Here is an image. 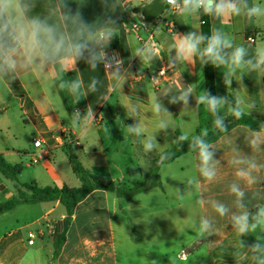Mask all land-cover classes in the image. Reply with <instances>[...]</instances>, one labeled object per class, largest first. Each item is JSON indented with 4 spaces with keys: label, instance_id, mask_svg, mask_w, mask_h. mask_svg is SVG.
I'll return each instance as SVG.
<instances>
[{
    "label": "crops",
    "instance_id": "crops-1",
    "mask_svg": "<svg viewBox=\"0 0 264 264\" xmlns=\"http://www.w3.org/2000/svg\"><path fill=\"white\" fill-rule=\"evenodd\" d=\"M153 1L37 0L35 11L53 22L65 24L68 32H72L75 25L72 19L62 21L61 18L65 15H79L93 28L103 25L109 17L115 19L118 47L112 46L113 39L106 51L108 54L118 55L124 76L123 86L120 87L102 64L94 70L85 59L67 74L60 73L57 69L46 70L43 74L35 70H19L20 77L15 81L0 79L1 128L10 133L13 117L21 119L29 128V144L26 149L16 152L14 149L4 150L0 147V155L8 163L16 165L17 161L7 159L21 155V152L27 156L39 154L41 150L34 147L33 141L41 140L43 148L50 154L43 160L45 162L41 167L44 175L40 179L50 180L51 185L36 181L35 184L39 188L68 186L57 168L58 162L62 160L67 162L68 172L76 184L75 187L82 184L71 167L70 151L78 156L93 175L97 174V156H105L111 151H134L133 140L140 141L142 136L134 137L127 129L122 130V121L130 125L139 122L150 130L161 119L159 116L151 119L132 118L130 109L141 104L152 107L153 101L158 100L167 109V103L170 104L173 97L177 93L180 94V89L193 86L195 91L192 94L195 99L181 106L198 111L199 116L202 113L201 122H204L207 110L203 105H197L196 96L206 90L205 69L198 60L194 64L175 63L168 73L167 81L163 82L160 88H155L149 80L150 76L166 65V61L160 58H165L168 65L175 57V51L169 54V48L177 34L201 32V15H170L167 24H161L156 33L161 45V54L150 63H145L134 55V49L142 46L137 35L128 28L135 23L152 20V23H156L161 19L162 14L154 19L146 17V10ZM254 2L264 5V0ZM132 13L136 15L133 16ZM210 21L211 32L216 27H223L236 44L249 48L250 56L257 46L264 45V19L250 23L240 16L233 17L226 25H221L220 21L210 16ZM168 24L173 26L172 32L169 31ZM161 39L164 41L161 42ZM250 39L255 42H250ZM223 75V69L215 68L216 95L226 96L231 100L239 93L246 101L254 103L255 108L250 115L264 122V69L246 73L242 82L234 77L231 88L225 87ZM61 78L64 82L82 81V92L87 90L93 78L99 83L96 92L80 95L77 101L68 91L70 85L63 89L60 87ZM135 84H139L140 90L148 95V103L128 96L126 88H133ZM88 107L95 113V123L87 131H84L85 125L82 121L79 126L74 127L73 113L78 110L83 116ZM219 114L224 119L229 116L226 108ZM202 124L192 126L194 135L206 130ZM100 129H106L107 132L102 135L91 133ZM154 129V133L158 134L155 137L156 142L160 145L162 130H157L156 127ZM184 130L180 129L181 134ZM252 134L248 127L238 125L210 142L213 144L211 150L215 153L214 158L219 161L216 166L217 177L212 182L200 177L197 153L190 151L159 167V171L162 166L167 167V183L159 172L161 186L146 190L126 200L124 204L115 193L94 191L77 204L66 231V240L56 256L55 243L65 228L67 213L64 210L60 220H53L51 216L55 209L63 206L59 201L40 202L39 204L50 205L51 208L44 215L47 220L45 226L37 230L35 244L28 243V233H25L28 226L17 222L0 233V264H150L153 260L158 261V264H170L169 257H179L183 250L188 252L187 260L177 259L175 264H255L251 259L252 253L241 246L240 240L242 239L245 245H251L257 241V237H264V232L257 229L244 237L236 234L230 223L232 212L237 211L236 198L229 188L232 183L240 185L245 192L243 203L250 212H255L258 206L264 205V170L256 173L259 183L248 187L236 176V170L241 166L231 163L232 158L239 153L242 156H254L258 164H264V146L255 152L249 146L248 138ZM174 136L177 139L176 131ZM111 167L107 165L105 170H110ZM21 175L22 173L19 178ZM0 178L6 201L18 196L20 189L16 183L5 178L1 172ZM189 180L194 183L189 184ZM177 188L183 193V199L176 195ZM201 199L205 203H199ZM213 200L224 203L230 209L229 214L225 217L217 216L211 206ZM147 201L149 205L145 204ZM32 204L22 203L15 208ZM201 217L210 219L215 228V234L204 239H198L192 228L194 223L198 224ZM261 242L264 243V240Z\"/></svg>",
    "mask_w": 264,
    "mask_h": 264
},
{
    "label": "clouds",
    "instance_id": "clouds-1",
    "mask_svg": "<svg viewBox=\"0 0 264 264\" xmlns=\"http://www.w3.org/2000/svg\"><path fill=\"white\" fill-rule=\"evenodd\" d=\"M162 4L170 6L176 14L184 16L198 17L201 14L212 16L220 21L221 25H226L233 17L243 16L250 23L264 19V5L249 0H161ZM37 0H0V79L11 81L17 80L19 70H35L43 74L46 70L57 69L60 73L76 68L81 60H85L92 69H96L102 64L113 78V81L123 86L124 76L122 62L117 54L109 55L106 51L112 40L117 36V21L111 17L107 18L103 25L93 28L87 25L82 18L77 15L70 17L65 15L62 21L72 19L74 29L72 32L66 31V25L53 22L50 18L42 16L35 11ZM135 7V6H134ZM135 16V13H132ZM175 51V57L170 60V64L175 63H195L199 61L201 66L212 65L214 68L223 69V83L225 87L231 88L233 78L242 82L243 76L248 72H258L264 69V45L257 46L254 53L249 55V48L243 44H236L225 32L223 27H216L210 35H205L197 31H189L184 34H177L170 45L169 54ZM134 55L143 62L150 63L157 58L159 53L152 47H136ZM99 82L93 78L86 91H81L82 81L64 82L61 78L60 87L66 86L71 95L79 99L80 95L88 92H96ZM115 86V84H114ZM195 91L193 86L180 89V95L173 97L170 103L182 101L188 104L189 96ZM197 105H203L212 117L214 129L222 133H227L228 128L224 117L219 113L226 108L227 114L242 119L245 115H250L255 108L254 103L246 101L239 93H236L234 100L230 101L226 96L212 95L210 91L203 90L196 96ZM152 111L154 115L161 117L157 122V130H166L169 121L164 119L170 116L166 108L158 101H153ZM130 115L136 114V109L129 111ZM74 127L79 126L82 121L87 131L95 121L96 116L91 107H88L81 116L77 110L73 113ZM127 132L134 137L143 136L142 151L146 155L158 148L154 134H147L141 123L128 125ZM253 134L248 138V143L253 151H258L264 146V124L258 130H252ZM207 130L201 135H193L189 143V149L195 151L199 161V175L203 180L212 182L217 177L219 161L216 160L213 144L206 141ZM189 136L182 133L177 138L176 143L188 140ZM234 151H236L234 149ZM167 159L166 155H161V163ZM233 165H240L236 170V176L248 187L259 183L256 173L264 170V164H258L254 156H242L237 153L231 160ZM189 184L194 181L189 180ZM230 192L235 196L237 211L232 212L230 223L239 237H244L249 233L260 229L264 232V205L258 206L255 212H250L243 203L245 192L239 184L232 183ZM176 195L183 199V193L179 188ZM203 204L202 199L198 201ZM212 209L219 217H225L230 209L219 201H211ZM192 228L198 239H204L215 234L213 222L207 217H201L198 224L194 223ZM264 237H257V241L251 245H245L241 239L240 244L246 247L251 253V259L255 264H264ZM188 252L183 250L179 257H169L170 264H175L177 259L187 260ZM150 264H158L153 260Z\"/></svg>",
    "mask_w": 264,
    "mask_h": 264
},
{
    "label": "rangeland",
    "instance_id": "rangeland-1",
    "mask_svg": "<svg viewBox=\"0 0 264 264\" xmlns=\"http://www.w3.org/2000/svg\"><path fill=\"white\" fill-rule=\"evenodd\" d=\"M150 22H153V20ZM162 41L164 40L161 39V42ZM160 59L161 60L164 59V61H166L167 64V60H165V58H160ZM179 95L180 94L177 93L175 97H178ZM194 97L195 96L191 94L188 98V103L192 102L193 99H195ZM181 104L184 105L182 101H177L176 103H170V104L167 103V110L169 113H171V115L165 116L164 119L169 121V127L166 130H162L161 134L163 136L161 137L160 145L157 142L159 146L158 148L153 149L152 152L147 153L145 155L142 151V144L144 139V137L142 136V139L140 141L133 140V143L135 144L133 148L134 151L133 150L129 151V149L123 151L122 153L111 151L105 156H97L95 158V161L97 162L95 167L97 168L96 172L98 174V177L97 174L95 175L94 173L95 178L101 183H109L113 181L117 185L122 186L123 188H134V187H139L141 183L144 180H146L147 177H152L150 183L151 182L157 183V177L160 172L164 181L167 183V167L162 166L160 168V171L158 170V167H160L162 164L165 163V161L161 163L160 161L161 156H159L158 153L161 155L167 152V150H170L174 146H176L177 139L174 136V132L177 131L178 129L179 130L181 128L185 129L184 133L188 134L189 139L185 140L184 142H189L191 141V137L194 135L192 126L194 124L199 125L200 123H204L201 122L202 113L200 117L198 111L184 109L183 108L184 106H181ZM135 109H136V114L134 116L132 115V118L137 117L142 119L143 118L151 119L157 117L156 115H154L151 106L141 104L137 106V108ZM9 116L12 117V114H10ZM120 126L124 131L125 129H127L126 128L127 125L124 120L122 121ZM1 127L2 126L0 124V147L2 149L4 150L14 149L17 152V151H23L28 147L29 128L26 126L25 123H23V121H21V119L13 117L11 122L10 133H8L7 130H4V128ZM155 127L156 125H154L149 130L147 126L145 128L146 133L154 134L155 137L158 136L157 133H154ZM106 132H107L106 129L104 130L100 129V130H93L91 133L96 135H102ZM20 154L21 155H15L13 157H9L7 160L9 161L15 160L17 161V164H21L23 166V172L19 178V184L16 183V185L18 189H21L24 192V197L27 198L32 196V193L26 190L25 188H22V185H32L33 187H38L37 184H35L36 181L46 185L48 184L51 185V181L48 179L41 181L40 179L41 176L44 175V171L41 165H43L45 161L42 160L38 165H36L32 163L33 161L32 155L27 156L23 152H21ZM107 165L111 167L110 170L109 169L105 170ZM57 168L60 174L63 176L66 184L69 187H75L76 184L73 180H71V177L68 172L67 162L65 161L63 162V160L59 161L57 164ZM1 181L2 179L0 178V203H3L6 201V199L4 193L2 192V189L4 187ZM121 201L122 204H124L123 202H125L126 200L122 199ZM145 204L149 205V201H147ZM50 208H51L50 205L36 203L32 205H21L8 213L5 212L6 213L5 215L3 216L0 215L1 216L0 233L9 229L13 225H16V223L18 222L19 224H25L28 226L25 230V233L35 232L37 234V230L40 227L45 226L47 220L44 218V215ZM62 208L55 209V211L51 216V219L60 220L61 215L65 210V208L63 209ZM131 222L133 223V220H131Z\"/></svg>",
    "mask_w": 264,
    "mask_h": 264
},
{
    "label": "trees",
    "instance_id": "trees-1",
    "mask_svg": "<svg viewBox=\"0 0 264 264\" xmlns=\"http://www.w3.org/2000/svg\"><path fill=\"white\" fill-rule=\"evenodd\" d=\"M201 33L205 35L211 34V21L210 16L201 14ZM118 38L115 37L113 40V47H118ZM205 69V87L206 90L210 91L212 95H216V86H215V68L212 65H204ZM126 92L128 96L132 99L139 100L144 103H148V95L140 90V85L135 84V87L126 88ZM230 100V99H229ZM234 99L231 98L230 101ZM121 117L124 119L123 115ZM225 120V124L227 125L228 130L232 129L235 126L243 125L248 127L251 130H258L261 124L264 122L256 120L251 115H245L242 119H236L232 116H228ZM213 117L207 112L206 118L203 123V127L207 130V137H205L207 142H212L221 136L223 133L214 129L212 125ZM127 126L130 125L128 122ZM202 134L199 132L198 135ZM181 135V131L178 129L176 131V137L178 138ZM190 142L181 141L179 144L174 146L172 149L168 150L162 155H166L167 159H165V163H170L179 156L184 153L192 151L189 149ZM70 151V149H69ZM69 160L73 172L76 176H78L82 184L79 187H69L65 186L63 188L58 187H33L32 185H22V188H25L29 192L32 193L30 197H24V192L20 189L18 196L11 198L5 203L0 204V215L5 212H8L15 208L17 205L22 203H40V202H56L59 201L60 204L65 208L67 213L66 225L61 234H59L57 241L55 243V252L54 255L58 254V251L61 245L66 240V231L69 227L72 216L75 213V209L77 204L83 200L85 197L93 193L94 191H106L115 193L119 199L130 200L136 195L149 190L155 186H161L160 175L157 177V183H153L151 181L152 177H147L139 187L134 188H123L120 185H117L114 182L109 183H101L99 182L95 176L92 174L90 170H88L84 164L80 161L78 156L70 151ZM159 170V167H158ZM0 172L1 174L15 183L19 184V175L23 172V166L21 164L12 165L8 163L2 155H0Z\"/></svg>",
    "mask_w": 264,
    "mask_h": 264
},
{
    "label": "built area",
    "instance_id": "built-area-1",
    "mask_svg": "<svg viewBox=\"0 0 264 264\" xmlns=\"http://www.w3.org/2000/svg\"><path fill=\"white\" fill-rule=\"evenodd\" d=\"M175 14L176 12L174 9H172L168 5H165L164 11L161 15V19H158L156 23L143 21L140 23L133 24L130 28H128V30L137 35L142 47H152L159 54H161V45L158 42L156 36L157 29L159 28V26H161V24L165 26V24H167V18L170 15H175ZM168 26H169V31L172 32L173 26L171 27L170 24H168ZM250 42H255V40L250 39ZM109 55L112 54L110 53ZM172 69H173V65L166 64L161 69L157 70L155 75L150 76L149 80L152 82L155 88H160L163 82L167 81L168 73ZM33 145L35 148H39L41 150L39 154L33 156L32 163L38 165L42 160H45L49 156L50 152L47 149L43 148V144L39 139L37 140L35 139L33 141ZM28 238H29L28 243L30 245H34L35 240L37 238V234L35 232H29Z\"/></svg>",
    "mask_w": 264,
    "mask_h": 264
},
{
    "label": "water",
    "instance_id": "water-1",
    "mask_svg": "<svg viewBox=\"0 0 264 264\" xmlns=\"http://www.w3.org/2000/svg\"><path fill=\"white\" fill-rule=\"evenodd\" d=\"M164 11V4L161 0H154L149 8L146 10V17L149 19H154L160 16Z\"/></svg>",
    "mask_w": 264,
    "mask_h": 264
}]
</instances>
